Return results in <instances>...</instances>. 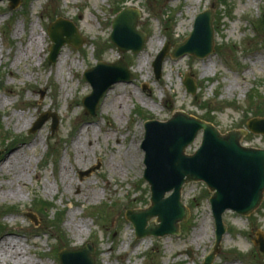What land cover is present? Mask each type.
Returning <instances> with one entry per match:
<instances>
[{"label": "rangeland", "instance_id": "374dc122", "mask_svg": "<svg viewBox=\"0 0 264 264\" xmlns=\"http://www.w3.org/2000/svg\"><path fill=\"white\" fill-rule=\"evenodd\" d=\"M125 7L141 12L146 41L137 53L120 52L109 40L111 20ZM209 8L214 52L202 59L167 55L156 79L152 62L165 42L171 51L184 41L197 14ZM263 13L264 0H21L15 9L0 1V239L17 244L20 264H60L58 252L85 244L94 247L95 264H204L215 227L202 182L181 190L189 216L179 222V235L136 238L125 218L127 210L150 205L144 123L183 111L222 133L246 130L241 144L264 149V135L246 124L264 118ZM58 18L73 22L84 42L63 45L49 63L47 29ZM119 58L132 79L113 84L95 116L85 114L83 99L92 89L83 72ZM185 74L197 86L193 96ZM47 112L56 114V127L49 116L29 132ZM222 221L226 232L210 264H264L254 244L264 237V199L249 215L225 210ZM6 264L19 263L11 257Z\"/></svg>", "mask_w": 264, "mask_h": 264}, {"label": "water", "instance_id": "95a60500", "mask_svg": "<svg viewBox=\"0 0 264 264\" xmlns=\"http://www.w3.org/2000/svg\"><path fill=\"white\" fill-rule=\"evenodd\" d=\"M1 1V0H0ZM20 0H9L11 8L17 7ZM211 9L199 13L194 20L193 29L184 41L174 45L170 51L167 43L157 54L152 65L156 79L161 76L165 56L170 54L178 58L186 54L198 58L208 56L214 50V28ZM140 10L125 7L112 21L111 41L121 52L137 53L145 45L146 34L137 29ZM264 18V14H263ZM48 60L54 63L64 44L75 48L84 42L77 27L69 20L58 18L49 27ZM84 77L91 85L92 92L83 99L85 112L94 116L103 94L120 81H129L132 74L127 63L119 58L113 63L99 61L84 72ZM183 84L187 92L195 94V81L185 74ZM53 117L52 129L56 127L54 113L42 115L30 132H34L49 118ZM247 127L254 133L264 134V118L248 120ZM145 134L141 144L144 150L145 170L143 178L150 185V203L146 209L127 210L126 218L135 228L136 238L145 236H164L179 234V222L189 216L188 209L181 200L182 186L189 182H204L212 192L210 204L215 220L216 242L205 263L213 260L217 247L225 233L222 214L232 210L240 215H249L259 207L264 195V149L246 147L240 142L245 130H230L221 133L210 122L179 111L166 121L149 120L144 125ZM202 131L200 146L192 154L186 148ZM3 150H0V155ZM95 168L80 172L89 175ZM170 192L169 196H165ZM31 218L33 215L28 214ZM156 217L158 224L151 221ZM256 244L264 253V237L258 234ZM94 248L87 244L77 249H63L58 253L61 264H95Z\"/></svg>", "mask_w": 264, "mask_h": 264}, {"label": "bare ground", "instance_id": "6f19581e", "mask_svg": "<svg viewBox=\"0 0 264 264\" xmlns=\"http://www.w3.org/2000/svg\"><path fill=\"white\" fill-rule=\"evenodd\" d=\"M34 34L30 37V43L33 45L35 40ZM144 106H147L145 103L141 102ZM11 193H16L15 190H11ZM14 257L18 263H21L19 257H21V249L17 246V244L12 241L10 238L3 237L0 239V264H6L10 261V258Z\"/></svg>", "mask_w": 264, "mask_h": 264}, {"label": "trees", "instance_id": "16d2710c", "mask_svg": "<svg viewBox=\"0 0 264 264\" xmlns=\"http://www.w3.org/2000/svg\"><path fill=\"white\" fill-rule=\"evenodd\" d=\"M42 207H43V208L48 207L47 203H44V204L42 205Z\"/></svg>", "mask_w": 264, "mask_h": 264}]
</instances>
